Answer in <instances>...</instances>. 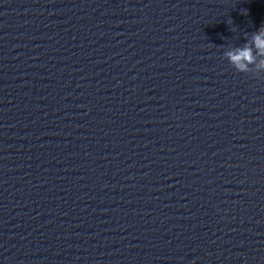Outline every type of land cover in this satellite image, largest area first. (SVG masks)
Returning <instances> with one entry per match:
<instances>
[{"label": "clouds", "instance_id": "obj_1", "mask_svg": "<svg viewBox=\"0 0 264 264\" xmlns=\"http://www.w3.org/2000/svg\"><path fill=\"white\" fill-rule=\"evenodd\" d=\"M245 43L227 48L223 56L239 73H251L255 77L264 74V26L245 33Z\"/></svg>", "mask_w": 264, "mask_h": 264}]
</instances>
